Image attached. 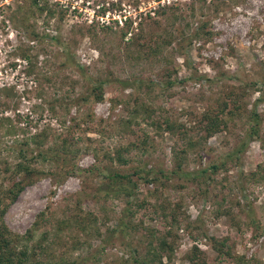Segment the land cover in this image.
<instances>
[{"label":"rangeland","instance_id":"rangeland-1","mask_svg":"<svg viewBox=\"0 0 264 264\" xmlns=\"http://www.w3.org/2000/svg\"><path fill=\"white\" fill-rule=\"evenodd\" d=\"M34 1L0 0V118H8L0 125V182L10 181L16 161L11 149L25 138L41 134L52 149L63 140L76 145L66 161L33 163L40 173L8 204V230L23 236L36 224L34 239L45 234L55 256L86 258L99 242H84L80 235L79 249L71 251L75 223L60 226L80 208L97 218L102 239L108 238L88 264H116L130 246L142 248L144 229L127 238V247L120 234H109L125 202L96 196L100 179L94 175L109 166L116 149L144 142L125 155L128 165L117 168L157 173L156 181L138 185L137 199L145 207L137 210L135 223L143 228L162 230L154 205L180 206L184 221L171 261L164 262L187 264V253L198 247L206 264H264V103L255 104L264 94V0H37L52 7L51 19L35 12ZM194 31L201 39L191 42ZM57 37L68 61L50 40ZM155 47L160 50L152 55L148 50ZM26 48L34 62L29 76L18 50ZM90 79L105 82L102 101H79L91 93ZM233 88L243 91L241 104L260 115L259 139L227 158L249 127L246 118L235 120L181 159L185 171L216 164L215 173L195 181L171 174L173 148L182 149V142L153 129L146 115L133 118L134 109L146 106L152 120L169 119L193 132L201 114ZM10 126L14 134L7 133ZM212 238L226 240L230 255L211 247Z\"/></svg>","mask_w":264,"mask_h":264},{"label":"trees","instance_id":"trees-1","mask_svg":"<svg viewBox=\"0 0 264 264\" xmlns=\"http://www.w3.org/2000/svg\"><path fill=\"white\" fill-rule=\"evenodd\" d=\"M33 8L35 12L44 14L48 16V19L54 17V10L46 2H40L35 0ZM125 35V34H123ZM37 37V36H36ZM47 37V36H45ZM191 42L195 39H201V35L194 31L190 34ZM50 40L56 42V44L64 52V57L66 61L69 60V53L67 52V47L61 42L60 38H51ZM132 43L133 38L129 39ZM20 51V57L26 61V68L23 72L26 75H31L34 72V62L33 57L29 49H18ZM160 48L155 47L150 49L149 53L155 55L159 52ZM75 67L83 72L81 64H74ZM83 75H85L83 73ZM85 77V76H84ZM203 78H198L197 80H202ZM210 81V80H208ZM104 81L89 80V85L92 86L91 93L86 98H81L79 101L84 103H89L92 99L93 102H99L103 100V85ZM125 88L130 84L128 82H123ZM236 91L234 88L231 91H224L223 94L227 93L222 97L217 99V106L215 108H209L205 110L199 120L193 125V132L189 130L182 124L170 121L169 119H164L161 122L157 120H152L153 111L149 110L146 106H138L132 112V117L139 118L141 114L146 115V119L150 120L149 125L156 131H163L171 136H177L182 142L183 148L178 150L173 148L172 155L176 161L175 169L171 170L170 173L176 175L180 178H185L188 181H195L197 178L205 174L215 173L219 166L213 164L207 169L199 171H185L183 169V162L181 159L185 160L187 155L194 152L202 150L208 140L214 135L221 133L227 128V125L235 120H242L246 118L249 125L248 130L244 134L242 142L235 147L231 154L227 155V158L232 159L237 154H240L243 149L255 139H259L261 119L260 115L256 112V109L247 110L246 106H243L241 102L243 101V91ZM264 103V94L261 98L255 101V104ZM8 122V118H0V125L3 126ZM126 123H129L127 121ZM192 129V128H190ZM7 133L14 134V127L10 126ZM193 133V134H192ZM58 141V140H57ZM144 143V142H142ZM142 143H131L126 147L116 149L113 152V157L109 158V166L102 168H97L96 174L93 169L87 170L91 175L95 174L98 179H100L99 184L96 188V196H102L104 198H118L123 199L125 202V207L121 210L118 218L115 220L112 229L110 230V235L113 237L115 235H121V240H123L122 245L129 246L127 238L130 235L139 233L140 229L145 230V241L142 248L133 247L128 255L119 259L116 264H167L171 261L175 242L177 239V233L181 229V224L184 220L180 219L181 213L180 206L175 204L172 206L170 202H160L153 206L154 212L159 215L162 224V230L158 228H143L142 222L139 224L135 223V217L138 209L145 207L143 201H138L137 191L140 182L150 183L157 179V173L153 169L146 171L145 167L133 169V174L123 173L117 167H124L128 165L130 158H125V155L143 146ZM55 149L49 147L45 148V141L41 134L30 136L25 138L21 142H17L15 147L11 150L16 153L15 165L13 166L10 181L7 184L0 182V264H88L91 260H95L96 255L100 250L104 249L105 243L108 238L102 239L103 236L100 233V229L97 227V218L90 212L83 213L78 208V212H75L72 217L67 220L61 221L60 226L69 227L72 223H75V234L71 239L74 245L70 248L71 251L79 249L81 242L79 236L84 237V242L93 239L94 242H99L94 251L90 253L86 258L69 257L65 256H55L54 250L52 249L53 243H46V235L44 234L39 240L34 239V231H36V224L33 229L29 230L23 236L11 233L8 228L3 223V216L5 214L8 204L14 201L20 192L23 190L24 185L30 183L35 175L40 173L33 167L34 162L52 163L57 158L66 161V157L69 154V149L75 146L74 142H54ZM0 148L3 145L0 144ZM5 149H9L6 146ZM4 150V149H3ZM0 153H2L0 151ZM70 153L76 155V152L70 150ZM181 155L183 158H181ZM74 161V160H72ZM2 160H0V165ZM68 164H71L70 166ZM115 164V165H114ZM66 166H69L71 171L76 168L75 162H68ZM0 167V175L1 170ZM77 170V168H76ZM7 168V172H8ZM86 172V171H85ZM162 172V171H161ZM163 175V174H162ZM136 180H133V177ZM164 176V175H163ZM16 178L18 180H16ZM136 206L135 210L132 206ZM164 227V228H163ZM59 231V230H58ZM211 247L219 251L220 253H225V255H230L229 250H225L226 240L211 239ZM78 245V246H76ZM67 250L66 254L71 252ZM73 257V258H72ZM164 261H167L164 262ZM187 264H206L204 260V253L198 248L193 247L191 251L187 253L185 258Z\"/></svg>","mask_w":264,"mask_h":264}]
</instances>
